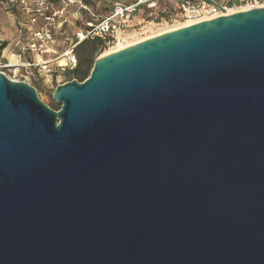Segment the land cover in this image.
<instances>
[{
  "label": "water",
  "instance_id": "obj_1",
  "mask_svg": "<svg viewBox=\"0 0 264 264\" xmlns=\"http://www.w3.org/2000/svg\"><path fill=\"white\" fill-rule=\"evenodd\" d=\"M53 100L0 72V264H264V7L103 55Z\"/></svg>",
  "mask_w": 264,
  "mask_h": 264
},
{
  "label": "built area",
  "instance_id": "obj_2",
  "mask_svg": "<svg viewBox=\"0 0 264 264\" xmlns=\"http://www.w3.org/2000/svg\"><path fill=\"white\" fill-rule=\"evenodd\" d=\"M160 1L162 0L115 3L110 15L105 17L94 15L92 19L83 21L84 27L77 33L74 44L59 57L47 61L46 54L56 53L50 46L54 43L58 26L68 24L72 17L82 21L83 14L90 11L86 0H0V8L12 14L18 12L25 17V22L19 28V36H27L21 52L14 54L15 56H12L3 68L25 69L40 75H48L53 73L51 66L54 62L58 71L73 70L78 65L74 50L80 43L99 39L107 47L115 46L119 41V34L130 27L131 19L140 8L153 9ZM173 1L176 17L193 23L264 7V0ZM70 9L73 11L70 12ZM30 55L32 57H28Z\"/></svg>",
  "mask_w": 264,
  "mask_h": 264
},
{
  "label": "rangeland",
  "instance_id": "obj_3",
  "mask_svg": "<svg viewBox=\"0 0 264 264\" xmlns=\"http://www.w3.org/2000/svg\"><path fill=\"white\" fill-rule=\"evenodd\" d=\"M135 1L136 0H86L90 11L83 14L82 21H77V19L72 17L68 24H64L62 27L58 26L54 36V43L50 46V49L56 53L46 54L45 60H54L74 44L77 33L84 27L83 21L92 19L94 15L102 17L110 15L113 4L116 2L130 4ZM69 11L71 12L73 9ZM13 14H16V12ZM186 23L193 24L190 20H183L176 17L174 5L165 0L160 1L157 7L153 9H148L147 7L140 8L131 19L129 23L130 27L124 33L119 34V41L116 42L115 46L105 48L98 47L95 53V61L99 57L106 55L107 52L118 49L119 45L126 48L143 40L184 27L183 25ZM90 48L88 44L81 50H74L78 61H80V59L82 61L86 60V55L90 51ZM14 54H16V51L12 52V50H7L6 53L3 51L0 54V71L4 72L14 81L26 82L32 85L38 91L43 102L50 107L56 106L57 109H60V106L53 100V93L58 86L72 80H77L73 79L72 76L68 74L70 70L64 72L58 71L54 62L51 66L53 73L48 75H40L25 69L3 68V65L6 64L12 56H15Z\"/></svg>",
  "mask_w": 264,
  "mask_h": 264
},
{
  "label": "crops",
  "instance_id": "obj_4",
  "mask_svg": "<svg viewBox=\"0 0 264 264\" xmlns=\"http://www.w3.org/2000/svg\"><path fill=\"white\" fill-rule=\"evenodd\" d=\"M220 1L223 2L224 0ZM24 22L25 17L20 13L16 12V14H12L0 8V42L7 44L3 50L4 53L7 50L16 51V53L21 52L27 40V36H19V28Z\"/></svg>",
  "mask_w": 264,
  "mask_h": 264
},
{
  "label": "trees",
  "instance_id": "obj_5",
  "mask_svg": "<svg viewBox=\"0 0 264 264\" xmlns=\"http://www.w3.org/2000/svg\"><path fill=\"white\" fill-rule=\"evenodd\" d=\"M169 3L173 4L175 6V2L173 0H167ZM118 3V2H116ZM115 4V3H114ZM113 4V5H114ZM124 4V3H122ZM90 45V51L88 52V54L86 55V60L82 61L80 59V61H78V65L75 69L68 71V74L72 76L73 79H77V81L79 80L80 82H83L84 80H86L93 67H94V63H95V53L98 49V47L101 48H105L107 47V45L99 39H95V40H87L84 41L82 43H80L75 49L76 50H81L85 45ZM6 43H0V54L3 52V50L6 48ZM55 110H59L57 109V107H51Z\"/></svg>",
  "mask_w": 264,
  "mask_h": 264
},
{
  "label": "bare ground",
  "instance_id": "obj_6",
  "mask_svg": "<svg viewBox=\"0 0 264 264\" xmlns=\"http://www.w3.org/2000/svg\"><path fill=\"white\" fill-rule=\"evenodd\" d=\"M188 24H190V23H186L185 25H183V26H188ZM194 24V23H193ZM124 47H122L121 45H119V48L118 49H116V50H114V51H109V52H107L106 53V55L107 54H111V53H113V52H116V51H119V50H122Z\"/></svg>",
  "mask_w": 264,
  "mask_h": 264
}]
</instances>
